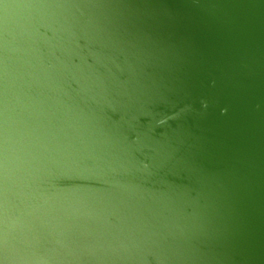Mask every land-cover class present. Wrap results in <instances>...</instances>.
<instances>
[{
    "label": "water",
    "instance_id": "obj_1",
    "mask_svg": "<svg viewBox=\"0 0 264 264\" xmlns=\"http://www.w3.org/2000/svg\"><path fill=\"white\" fill-rule=\"evenodd\" d=\"M0 264H264V0H0Z\"/></svg>",
    "mask_w": 264,
    "mask_h": 264
}]
</instances>
